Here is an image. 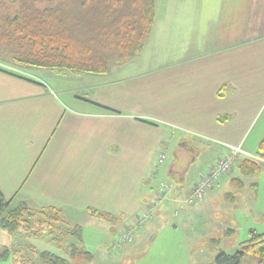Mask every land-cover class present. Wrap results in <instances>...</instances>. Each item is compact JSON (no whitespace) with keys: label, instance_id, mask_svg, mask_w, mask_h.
I'll use <instances>...</instances> for the list:
<instances>
[{"label":"crops","instance_id":"1","mask_svg":"<svg viewBox=\"0 0 264 264\" xmlns=\"http://www.w3.org/2000/svg\"><path fill=\"white\" fill-rule=\"evenodd\" d=\"M155 5L143 52L105 75L89 74L87 93L60 80L54 90L0 60V190L12 207L136 214L148 209L164 172L185 179L199 160L198 139L187 134L224 146L197 180L230 145L249 152L246 137L264 114V0ZM223 115L229 119L219 122ZM181 195L175 188L167 200Z\"/></svg>","mask_w":264,"mask_h":264},{"label":"trees","instance_id":"2","mask_svg":"<svg viewBox=\"0 0 264 264\" xmlns=\"http://www.w3.org/2000/svg\"><path fill=\"white\" fill-rule=\"evenodd\" d=\"M37 1L6 0L7 4H20L16 11L0 14V60L60 73L105 75L113 65L126 64L143 52L156 15L155 0H46L48 5L44 7ZM219 96L224 92L220 91ZM227 119L228 115L218 116L219 122ZM258 147L257 155L264 159V134ZM235 165L244 176L262 171L261 162L249 156H243ZM234 183L237 187L244 185L239 178H234ZM87 212L99 219H115L114 213L95 207H88ZM0 227L10 238L18 233L48 235L58 246L69 239L83 241V226L70 222L60 208L36 209L26 202L12 207L1 190ZM66 249L70 259L31 246L29 252L37 257L36 261L4 244L0 259L14 252L12 264H82L93 260L90 251L75 243ZM246 256L258 257L257 264H264V232L250 229L249 238L235 253H220L212 264H242Z\"/></svg>","mask_w":264,"mask_h":264},{"label":"rangeland","instance_id":"3","mask_svg":"<svg viewBox=\"0 0 264 264\" xmlns=\"http://www.w3.org/2000/svg\"><path fill=\"white\" fill-rule=\"evenodd\" d=\"M37 2L40 7L48 5L46 0ZM19 4L20 2L14 5L7 4L6 0H0V14L16 11ZM115 66L117 65H113L112 68ZM17 69H26L35 76L45 78L54 90L60 89L56 88L60 80L64 82L65 88L78 90L80 94L89 92L86 78L90 75L86 73L60 74L51 69L35 67ZM52 72L53 77L39 74ZM81 78H85L86 83L80 81ZM263 124L264 114L246 137L245 148L252 155L258 154L261 139L257 138H262L261 135L258 137V134ZM187 135L198 139L196 143L199 145L200 158L190 167L185 179L176 176L171 178L164 172L152 183L150 189L152 193L157 192L161 182H170L174 189L182 190V195L176 202L168 201L173 197L171 192L156 209L152 218L140 221L143 214L149 211L144 208L136 214L114 213L115 219L112 220L99 219L87 211L68 213L65 217L70 222L83 226V241L69 239L62 246L51 241L48 235L38 237L18 233L10 238L0 227V252L4 244H8L20 254L35 258L37 261V257L29 252V248L33 246L39 251L48 250L69 258L66 248L69 244L75 243L79 248L93 254L91 262L82 264H212L220 253H235L240 243L249 238L250 229L264 232V169L259 174L244 176L234 166L232 171L224 176L225 178L219 180L217 189L211 196L206 194L204 200L186 205L184 201L200 172L217 156L219 150L224 149V146L217 142ZM234 178L243 180L244 185L237 187ZM128 226L135 227L132 241L123 238ZM231 229L234 232L228 234L227 231ZM14 256L15 253L12 252L7 259H0V264H12ZM258 260V257L246 256L242 264H257Z\"/></svg>","mask_w":264,"mask_h":264},{"label":"built area","instance_id":"4","mask_svg":"<svg viewBox=\"0 0 264 264\" xmlns=\"http://www.w3.org/2000/svg\"><path fill=\"white\" fill-rule=\"evenodd\" d=\"M230 153L219 159L215 164H213L210 169L203 174L192 186L190 193L185 199L186 205H191L196 203L199 200L205 198L207 191L215 186V184L222 179L224 176L228 175L232 169L234 168L236 161L240 155L249 156L257 160H264L258 155H252L248 151H245L241 148V146L230 145ZM166 158L165 153H161L160 155V164L164 162ZM173 184L170 182H161L157 192L155 193V197L152 199L151 203L148 207V212H145L140 218V221L143 222L146 219L152 218L156 209L159 205L168 197V195L173 192ZM134 226H129L126 229V233L123 235V238L132 241V232L134 231Z\"/></svg>","mask_w":264,"mask_h":264}]
</instances>
